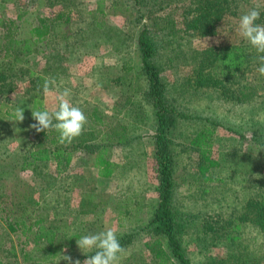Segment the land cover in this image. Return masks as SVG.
<instances>
[{"label": "rangeland", "instance_id": "374dc122", "mask_svg": "<svg viewBox=\"0 0 264 264\" xmlns=\"http://www.w3.org/2000/svg\"><path fill=\"white\" fill-rule=\"evenodd\" d=\"M46 1L0 0L2 20H15L25 12L19 22L18 40H28L30 30L42 19L56 35L35 45L32 54L9 61L21 71H13L12 91L0 96V174L7 176L2 184L7 203L16 205V216L26 218L27 225L41 220L38 226L55 234L56 253L51 255L45 241L35 245L34 236L22 233V229L9 233L4 214H0V261L34 264L25 260L24 254H28L42 264H69L63 256L83 262L96 249L85 250V254L76 241L112 228L125 250L120 264H155L145 244L160 237L147 226L158 202L154 155L157 124L146 97L149 85L136 48L137 34L144 24L151 23V34L164 40L158 62L166 117L170 131L173 129V208L189 264H264V236L259 228L252 221L241 223L239 230L233 228L250 204L264 198V146H260L264 143V75L254 65L259 62L258 55L264 54L254 48L253 68L233 79H220L224 89L195 88L197 58L220 41L217 36L185 35L180 8L196 5L197 0H176L163 9L159 8L161 0H141L142 15L135 0ZM240 1L242 15L251 10L249 4L264 9V0ZM170 16L172 26L159 21ZM68 30L81 35L84 47L77 45L66 55L60 68V88L65 85L76 100L79 95L89 100L95 118L102 119V132L104 126L116 133L126 126L128 131V141L121 148L110 147L107 155L114 163L115 176L102 182L96 179L91 161L82 158L60 173L53 163L34 174L16 168L22 154H17L16 148L23 143L38 141L50 147L31 127L36 121L26 103L28 84L20 79L27 78L30 70L44 67L51 51L46 46H56ZM3 34L0 27V36ZM67 37L63 46L72 47L73 40ZM2 64V68L9 65L8 61ZM126 65H131V71L122 69ZM85 70L90 76L78 79ZM87 107L86 113L91 111ZM17 109L24 110L23 121H19ZM207 126L213 131L210 155L217 167L208 172L212 181L204 183L198 172L199 152L191 147L190 140ZM10 167L14 168L13 175H9ZM38 226H33L34 232ZM227 236L238 240L233 242Z\"/></svg>", "mask_w": 264, "mask_h": 264}, {"label": "trees", "instance_id": "16d2710c", "mask_svg": "<svg viewBox=\"0 0 264 264\" xmlns=\"http://www.w3.org/2000/svg\"><path fill=\"white\" fill-rule=\"evenodd\" d=\"M33 2L34 0H27ZM43 1V0H41ZM54 0H48L50 3ZM141 0H135V4L138 5L139 15L141 13L140 6L144 3ZM198 4L190 6H182L181 20L183 31L185 35L192 38L213 37L220 38L217 46L211 47L205 50L201 56L197 58L195 77L193 80L195 88H214L224 89L221 86L220 79L230 80L236 75L244 72V70L250 71L253 67L252 64L256 63V58L252 56L251 52L254 47L250 45L246 40L241 38L237 33L239 18L242 15L239 11L240 0H197ZM45 2H47L45 0ZM177 3L176 0H161L159 2V8L171 4ZM52 5V4H50ZM163 5V6H162ZM251 9L255 6L249 4ZM162 7V8H161ZM147 11V10H146ZM145 11V12H146ZM261 18L257 23L264 24V9L260 8ZM152 13V12H151ZM148 12L147 15H149ZM241 14V15H240ZM25 15V12H20L15 20H2L0 19V27L4 28V34L0 36V96H7L14 87V79L12 77L13 71L18 70L11 66L12 61H17L21 56L25 57L32 54V48L37 44L44 43L48 37L54 36L52 32L53 28L47 24L45 20H39L38 25L30 30V38L28 40L20 41L16 35L19 28V22ZM142 15V13H141ZM170 16L167 20L164 18L159 19L160 22H164L170 26L173 25V20ZM141 20L142 18L139 17ZM149 22V21H148ZM153 24H144L142 29L136 36V48L140 56L141 71L146 76L148 81V92L146 97L152 104L154 110V117L156 119L157 127L155 128V144L154 155L157 168V196L158 202L154 209V213L148 222V228H153L160 236L151 243L145 244V247L149 253L154 257L155 264H189L185 250L183 249L179 240V221L177 214L173 208L174 190L175 184L173 181V159L172 141L171 136L173 129L168 123L164 104V91L161 79V64L158 62L160 58V47L164 44L163 38L151 34V28ZM55 33V32H54ZM68 35L62 36L64 39L57 41V45L46 46L51 51L46 55L44 67L40 70H30L27 78L22 77L20 80L28 84L26 92L29 93V97L26 101L30 105V112L44 110L42 97L44 91L45 82L50 79L57 84L58 92H62L67 87L60 88V68L62 62L65 60L67 54H70L72 50H76L77 45L83 46V40H80L81 35H77L75 30H68ZM56 36V35H55ZM54 36V38H55ZM69 36L73 42H70L72 47L67 45L64 47L63 41L68 40ZM79 37V38H78ZM55 42L56 40L53 39ZM62 44V45H61ZM44 45V44H43ZM62 47H61V46ZM74 46V48H73ZM45 48V49H46ZM47 48V49H48ZM73 48V49H72ZM44 52V50H43ZM73 55V53L71 54ZM8 61L7 68H2V63ZM255 67H259V62L254 64ZM122 69L126 72L131 71V65L123 66ZM21 71V69H19ZM24 82V83H25ZM69 85V84H68ZM66 85V86H68ZM223 91V90H222ZM73 99V95L69 97ZM11 116V114H9ZM4 122V121H3ZM206 126V125H205ZM4 132V129L2 130ZM127 127L121 126L119 133H116L114 129H106L102 132V146L96 144L98 140L97 134L94 132H84L80 136L72 140L71 143L61 142L60 136L56 138L51 131L37 132L35 135L38 138H43L50 147L44 146L42 143L36 141L23 143L19 150H15L20 155L19 165L16 167L18 171H29L31 174L37 173L39 168L47 166L48 163H55L57 173L66 170L72 160V156L76 152H86L89 155V160H93L92 166L98 169L99 176L102 178H109L114 172V163L108 158V152L110 147L121 148L123 144L128 141ZM60 134V133H58ZM213 131L211 126H207L198 132L192 140L190 145L192 148H196L199 152L200 163L198 165L199 177H201L204 183L211 182L212 179L208 176V172L217 167V162L211 158L210 151L212 147ZM86 143V144H85ZM261 147L264 143L260 144ZM90 155H93L90 157ZM12 167H10V174L12 173ZM34 172V173H33ZM4 175H7L4 172ZM3 176L0 174V214H4V223L6 224V230L10 233L17 232L18 229H22V233H31L34 236V244L38 245L39 241H45L51 255L56 253L54 248L55 234L52 231H45L41 225L38 224L41 220H37L34 224L27 225L26 218L16 216V205L8 201L4 192L5 185L2 184ZM34 192V191H33ZM252 221L264 236V198L260 203L253 202L249 205L245 216L234 221L233 228L235 230L240 229L241 223ZM230 225V223H228ZM33 226H38L36 232L33 230ZM211 229L212 226L208 225ZM231 241H237L238 237L227 236ZM41 244V243H40ZM95 252H89V255H94ZM25 260L33 261L34 264H42L38 260L30 259L28 254H24ZM235 262V259L231 260ZM0 264H3L0 261Z\"/></svg>", "mask_w": 264, "mask_h": 264}, {"label": "clouds", "instance_id": "9594fccd", "mask_svg": "<svg viewBox=\"0 0 264 264\" xmlns=\"http://www.w3.org/2000/svg\"><path fill=\"white\" fill-rule=\"evenodd\" d=\"M261 18L259 6L241 15L239 18L237 33L254 47L258 54H264V24L257 23ZM260 66L256 69L260 75H264V55H258ZM44 91H49V82H45ZM71 92L64 89L56 98L58 106L54 110L32 111L33 123L31 127L37 132L55 129L60 133V141L71 143L73 139L80 136L87 124V117L83 109L74 105L69 99ZM16 115L19 121L24 120V110L17 109ZM55 121V123H54ZM77 246L85 254V250L96 249L94 255H87V259L81 262L79 259L73 262L71 256H63L69 264H120L124 248L119 242L114 229L108 228L99 233L87 234L80 237ZM66 251V249H65Z\"/></svg>", "mask_w": 264, "mask_h": 264}, {"label": "crops", "instance_id": "0c3cea01", "mask_svg": "<svg viewBox=\"0 0 264 264\" xmlns=\"http://www.w3.org/2000/svg\"><path fill=\"white\" fill-rule=\"evenodd\" d=\"M94 68L95 67H93L91 69H94ZM84 72H85L84 74L80 75V77H77V78L78 79H83V78H85V76L86 77L90 76V72L88 70H85ZM47 82H49V91H48L47 94L45 93V91H43V97H42L43 109L47 108L48 110H54L58 106V101H57L56 98L60 95V93L58 92L57 84L54 81L48 79ZM80 84H79L80 85L79 88H81V90L82 89L84 90L85 87L82 86V80H80ZM83 90H82V92H83ZM87 96H88V94H87ZM50 97H51V100L49 99ZM79 97H80V99H78V100H76L77 98H74V97H73V99H70V98L69 99L71 100V102L74 105H77V106L81 107L83 109V111H84V108H86L87 106H88L87 108H90L91 105L89 104V100L85 99V97L83 95L82 96L79 95ZM84 113H85V115L87 117V122L88 123L84 127V130H83L82 133H84V132H86V133L94 132L98 136V140H97L96 144L102 146V124H103L102 123V119H99L100 117L99 118H95L96 115L93 114L92 109H91V111H89L87 113L84 111ZM101 117H102V114H101ZM54 123H55V121H54ZM104 129H107V127L104 126ZM49 131H51L52 134L56 135L55 136L56 138H58L60 136V134H58L59 132L56 131L55 129H49ZM35 132H36V130H35ZM91 156H93V155H90V157ZM81 158H82V160H85V161L88 162L89 155L86 152H83V153L76 152V153H74L73 156H72V160H71L69 166H71L73 163H75L76 159L79 160ZM90 161H91V164H92L93 160H90ZM50 163H52V162H50ZM53 164L55 166V163H53ZM55 168H56V166H55ZM94 170L96 171V173H95L96 179L101 180V182H102V180L105 181V180L115 176V172H113L112 175L109 178H102V177L99 176L98 169L94 168ZM69 190H71V189H69Z\"/></svg>", "mask_w": 264, "mask_h": 264}]
</instances>
